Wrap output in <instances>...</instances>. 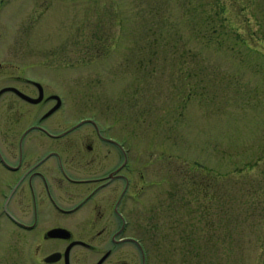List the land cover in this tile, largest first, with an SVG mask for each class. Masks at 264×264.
Masks as SVG:
<instances>
[{"label":"rangeland","instance_id":"rangeland-1","mask_svg":"<svg viewBox=\"0 0 264 264\" xmlns=\"http://www.w3.org/2000/svg\"><path fill=\"white\" fill-rule=\"evenodd\" d=\"M11 48L56 53L39 74L69 109L81 94L83 114L131 128L156 261L264 264V0H0ZM15 237L0 214V264H19Z\"/></svg>","mask_w":264,"mask_h":264},{"label":"flooded vegetation","instance_id":"flooded-vegetation-1","mask_svg":"<svg viewBox=\"0 0 264 264\" xmlns=\"http://www.w3.org/2000/svg\"><path fill=\"white\" fill-rule=\"evenodd\" d=\"M11 49L0 54V214L15 229L18 263L169 264L156 261L146 235L136 232L148 179L133 159L131 128L83 114L81 94L74 115L67 92L39 74L65 63L47 61L56 53ZM172 180L170 226L184 229L194 207H183L189 220H181Z\"/></svg>","mask_w":264,"mask_h":264},{"label":"water","instance_id":"water-1","mask_svg":"<svg viewBox=\"0 0 264 264\" xmlns=\"http://www.w3.org/2000/svg\"><path fill=\"white\" fill-rule=\"evenodd\" d=\"M24 96H26L27 98H29L31 101H37L39 98H31V97H29L28 95H26V94H24V93H22ZM60 230H62L61 228H54V229H52V231L51 232H56V231H60ZM48 259H52V258H49L48 257Z\"/></svg>","mask_w":264,"mask_h":264}]
</instances>
